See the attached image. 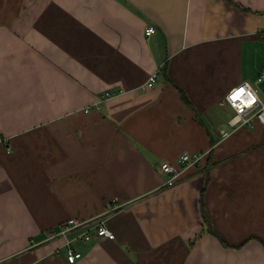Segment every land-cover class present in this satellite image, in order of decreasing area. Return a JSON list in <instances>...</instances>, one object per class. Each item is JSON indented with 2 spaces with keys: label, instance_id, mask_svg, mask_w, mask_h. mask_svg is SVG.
Wrapping results in <instances>:
<instances>
[{
  "label": "crops",
  "instance_id": "obj_1",
  "mask_svg": "<svg viewBox=\"0 0 264 264\" xmlns=\"http://www.w3.org/2000/svg\"><path fill=\"white\" fill-rule=\"evenodd\" d=\"M259 29L264 0H0V264H264V124L225 101L264 97Z\"/></svg>",
  "mask_w": 264,
  "mask_h": 264
},
{
  "label": "built area",
  "instance_id": "obj_2",
  "mask_svg": "<svg viewBox=\"0 0 264 264\" xmlns=\"http://www.w3.org/2000/svg\"><path fill=\"white\" fill-rule=\"evenodd\" d=\"M156 28L151 25L146 28V34H151L155 32ZM261 30V29H259ZM264 36V30H261ZM258 82L264 81V70L257 77ZM156 82V73H153L149 76L148 80L142 85V89L151 87ZM243 90L240 92V90ZM122 90L113 91L107 90L103 94V97H112L116 94L121 93ZM239 93V95H236ZM236 95V98L233 99V96ZM226 103L234 110L233 116L229 119V123L232 127H238L246 124H253L254 121L258 120L264 124V97L260 95L259 89L248 81H243L242 83L232 87L228 94L225 97ZM98 108L99 105H96ZM86 110H89V107H86ZM227 132H225L226 134ZM4 140L2 135H0V141ZM201 154L199 153H190L185 151L180 155L179 161L186 166L187 164L198 163L201 159ZM161 168L164 172L169 173L170 177L166 180V184L172 185L177 177L181 173V169L173 165L169 161H164L161 164ZM82 221L76 218H69L61 224L60 234H65L68 231L82 225ZM95 233L98 236L108 237L113 234V231L104 225L103 223H98L95 226L91 227L89 230L84 231L80 236L81 239H89L92 234ZM82 256V253L76 250L73 247H68L66 257L68 261L75 262L78 258Z\"/></svg>",
  "mask_w": 264,
  "mask_h": 264
},
{
  "label": "trees",
  "instance_id": "obj_3",
  "mask_svg": "<svg viewBox=\"0 0 264 264\" xmlns=\"http://www.w3.org/2000/svg\"><path fill=\"white\" fill-rule=\"evenodd\" d=\"M182 93H183L182 94L183 95V98L190 102V99L187 96V94L185 93V91H182ZM202 212H203V216H204L205 222L209 223L210 222V219H209V216L206 213V210L204 208V204L202 205ZM210 229H211V227H210Z\"/></svg>",
  "mask_w": 264,
  "mask_h": 264
},
{
  "label": "snow or ice",
  "instance_id": "obj_4",
  "mask_svg": "<svg viewBox=\"0 0 264 264\" xmlns=\"http://www.w3.org/2000/svg\"><path fill=\"white\" fill-rule=\"evenodd\" d=\"M243 90L241 89L240 92H242ZM236 95H239V93H237ZM236 95L233 96V99L236 98Z\"/></svg>",
  "mask_w": 264,
  "mask_h": 264
}]
</instances>
